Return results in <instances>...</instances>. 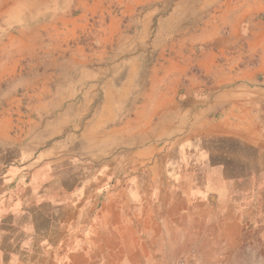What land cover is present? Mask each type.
Listing matches in <instances>:
<instances>
[{"label": "crops", "instance_id": "0c3cea01", "mask_svg": "<svg viewBox=\"0 0 264 264\" xmlns=\"http://www.w3.org/2000/svg\"><path fill=\"white\" fill-rule=\"evenodd\" d=\"M169 1L0 0L2 19L11 15L16 22L38 23L19 26L3 47L0 92L25 79L22 60L35 47L26 39L38 37L41 45L51 39L48 52L69 49L78 62L83 46L76 39L92 35L106 48L125 35L124 22L135 14L140 30H150L159 3ZM243 2L231 5L232 20L247 22L244 48L256 55L255 60H233L226 69L216 61L218 50L202 46L193 61L194 45L218 36L217 25L210 29L212 24L203 17L199 32L188 33L182 47L169 52V61L161 63L163 72H158L159 63L154 67L149 89L132 115L144 119L149 142L135 152L131 168L112 185L110 135L127 130V121L117 125L116 118L134 87L133 73L119 81L93 79L90 85L100 89L101 104L82 131L78 114L46 109L41 103L52 92L51 80L39 81L40 92L34 94L27 86L2 94L0 264H85L82 256L88 260L96 247L107 255L104 242L110 236L112 204L113 212L126 219L128 192L143 205L142 211L135 209L131 222L145 224L140 233L150 238L159 235L160 225L144 209H159L172 220L183 219L192 209H225L236 215L235 222L246 219L249 237L258 234L264 239V0ZM32 10L36 17H26ZM12 39L18 40L11 43ZM194 69L213 73L214 79L186 83L183 78ZM31 96L37 97L34 105L39 109L25 111L21 107ZM96 144L102 146V155L80 159L82 145ZM99 236L104 241L95 245Z\"/></svg>", "mask_w": 264, "mask_h": 264}, {"label": "rangeland", "instance_id": "374dc122", "mask_svg": "<svg viewBox=\"0 0 264 264\" xmlns=\"http://www.w3.org/2000/svg\"><path fill=\"white\" fill-rule=\"evenodd\" d=\"M38 1L26 0V3L37 4ZM200 1L202 0H182L175 4L176 0H171L168 3H159L158 12L153 15L155 22H151L150 30L147 31L140 30L142 24L138 21L139 15L135 14L124 22L125 35L112 39L103 49L94 36H81L76 39V42L83 46L78 62L69 49L67 53L48 52L46 47L51 39L47 40L46 45H41L38 37L26 39L35 47L30 56L22 60L21 75H24L25 79L15 81V85L13 83L5 85L0 92V103L2 94L9 88L21 91L27 86L29 92L34 94L36 90L40 92V86L37 85L39 81L51 80V83H54L52 92H47L41 103L44 102L46 109L68 110L73 111V115L78 114V125L82 131L92 113L101 104L100 89L90 85L93 79L111 77L119 81L125 75L133 73L136 80L134 87L120 106L118 113L121 117L116 118L117 125L122 124L124 120L127 121V130L125 133L119 130L112 131L110 135V184H114L118 176L125 174L133 165L135 152L149 142L144 133V130L148 129L144 126V119H134L132 115L142 102L145 90L149 89L154 67L158 63L161 67L162 62L169 61L168 58L172 56L169 52L173 47H182L184 37L188 33L199 32L198 24L203 21V17L208 21V25L212 24L210 29L213 30L214 25H217L218 36L213 41L194 45L193 61L200 50L198 48L202 46L218 50L216 61L223 63L226 69H230L233 60L240 59V63L255 60L256 55L247 54L244 48L248 38L247 22L235 23L232 20L234 8L231 5L241 3L243 0H206L205 7L200 6ZM247 1L244 0L243 3ZM30 13L26 17L37 15L36 10ZM2 17L0 16V57L3 47L10 44V35L16 33L19 26L38 24L32 21L16 22L11 15L8 19ZM17 40L12 39L11 43ZM76 42L72 41L70 44L76 45ZM185 44L191 45L190 42ZM161 69L163 68L158 70L159 74L163 72ZM211 75H203L200 70L194 69L188 70L186 78L183 79H186V83L190 80L208 82L214 79V74ZM36 95L39 97L40 93ZM36 100V96H31L24 101L21 108L25 111L38 110L39 107L34 105ZM67 120L71 121L74 118ZM33 122L30 124L33 125ZM106 150L105 143V152ZM102 152V146L97 144L89 147L82 145L79 157L84 160L86 159L84 157L96 156L97 153L102 155ZM83 167H80V172ZM126 208L125 219L124 215L113 212L116 208L112 204L110 236L105 238L104 242L108 244L109 253L102 255L101 248L96 247L92 256H90L92 252L89 253L88 260L86 254L82 256L85 264H264V239L258 234L249 237L251 225L245 226L246 219H243L241 224L235 222L236 215L230 211L199 209L200 211L196 213L194 210L198 209H192L191 212L183 214V219L172 220L169 216L161 214L159 209L154 211L144 209L160 225L159 235L150 238L140 233L144 232L139 229L145 224L131 222V218L135 216V209L142 211L143 205L136 203L129 192ZM136 215L139 216L138 213ZM103 241L104 238L99 236L95 238L94 243L102 244Z\"/></svg>", "mask_w": 264, "mask_h": 264}]
</instances>
